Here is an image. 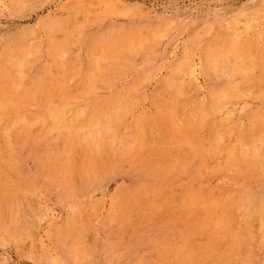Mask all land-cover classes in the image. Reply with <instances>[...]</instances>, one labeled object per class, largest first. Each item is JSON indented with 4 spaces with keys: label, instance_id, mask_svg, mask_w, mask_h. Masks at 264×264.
Here are the masks:
<instances>
[{
    "label": "rangeland",
    "instance_id": "rangeland-1",
    "mask_svg": "<svg viewBox=\"0 0 264 264\" xmlns=\"http://www.w3.org/2000/svg\"><path fill=\"white\" fill-rule=\"evenodd\" d=\"M0 264H264V0H0Z\"/></svg>",
    "mask_w": 264,
    "mask_h": 264
},
{
    "label": "bare ground",
    "instance_id": "bare-ground-1",
    "mask_svg": "<svg viewBox=\"0 0 264 264\" xmlns=\"http://www.w3.org/2000/svg\"><path fill=\"white\" fill-rule=\"evenodd\" d=\"M61 125V124H60Z\"/></svg>",
    "mask_w": 264,
    "mask_h": 264
}]
</instances>
